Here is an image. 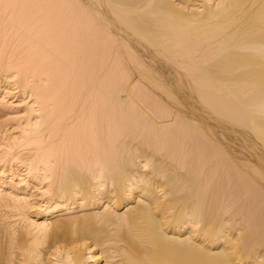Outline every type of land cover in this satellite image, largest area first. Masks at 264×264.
I'll return each instance as SVG.
<instances>
[{"label":"bare ground","instance_id":"6f19581e","mask_svg":"<svg viewBox=\"0 0 264 264\" xmlns=\"http://www.w3.org/2000/svg\"><path fill=\"white\" fill-rule=\"evenodd\" d=\"M0 264H264V0H0Z\"/></svg>","mask_w":264,"mask_h":264}]
</instances>
